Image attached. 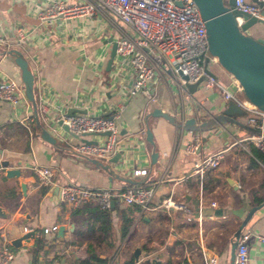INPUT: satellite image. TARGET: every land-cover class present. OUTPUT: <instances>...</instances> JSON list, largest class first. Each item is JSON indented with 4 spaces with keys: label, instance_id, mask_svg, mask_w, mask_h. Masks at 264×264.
Instances as JSON below:
<instances>
[{
    "label": "crops",
    "instance_id": "obj_1",
    "mask_svg": "<svg viewBox=\"0 0 264 264\" xmlns=\"http://www.w3.org/2000/svg\"><path fill=\"white\" fill-rule=\"evenodd\" d=\"M84 0H0V80H15L22 85V96L17 104L0 100V160H8V167H18V177H7L6 167L0 164V246L5 239L13 258L7 264H70L87 257L88 249L107 264H147L144 254L164 252L163 264H205L204 257L216 255V264H229L225 232L222 224L237 226L241 218L233 211L247 212L255 201L264 196V161L254 153L253 144L244 138L251 132L246 115L237 118L244 126L226 122L202 132L187 131L160 116L148 115L158 107L178 118L196 117L205 120L223 108L225 100L214 88L198 85L192 93L180 90L170 82L167 72L158 74L157 93L152 102L142 93H127L132 82L131 66L127 58L116 54L107 68L112 41L126 31L115 17L104 12L87 16L53 13L41 20L38 12L62 4L69 6ZM264 8V7H263ZM253 37L264 38V23L256 22L247 31ZM18 48L33 73V94L40 123L54 133L56 119L68 107L84 108L95 115H111L114 107L122 108L114 118L119 129L116 162L108 163L112 174L86 158L74 154L70 147L77 140L59 132L57 145L40 138L35 127L31 102L26 98L15 58L6 53ZM211 69L219 82L228 86L232 75L220 66ZM78 111H74L77 113ZM181 112V113H180ZM148 115V116H147ZM147 116V117H146ZM146 127L152 131L154 148L145 140ZM36 129V128H35ZM100 138L97 134L87 136ZM197 138L195 153H188L184 144ZM158 158L148 178L142 184L153 185L154 195L148 209L133 212V219L123 235H119L124 204L115 201L112 208L113 245L97 241L98 231L87 235L78 233L79 221L72 216V208L60 200L59 185L64 182L86 187L121 188L125 184L117 175L132 176L135 168L148 171L150 153ZM217 150L222 158L217 168L202 176L194 172V162ZM38 163L52 168L55 184L41 192L42 186L32 172ZM20 182L26 188L21 190ZM189 197L200 198L201 206L221 207L222 216H193ZM171 198L184 208L165 205ZM242 215V216H243ZM63 225L62 238L57 232L43 233L44 227ZM27 230L34 237L19 247L11 240ZM264 234V206L254 211L244 226ZM44 239L43 250L34 255V239ZM141 248L140 259L133 251ZM249 264H264L260 243L248 242Z\"/></svg>",
    "mask_w": 264,
    "mask_h": 264
},
{
    "label": "built area",
    "instance_id": "obj_2",
    "mask_svg": "<svg viewBox=\"0 0 264 264\" xmlns=\"http://www.w3.org/2000/svg\"><path fill=\"white\" fill-rule=\"evenodd\" d=\"M181 1V5H177L174 0H84L69 6H49L39 11L38 16L44 20L56 12L90 16L99 11L115 17L126 27L124 34L116 40L115 52L121 58H127L131 66L132 82L127 91L129 95L142 93L155 97L157 76L161 72H167L170 82L185 92L186 84L196 83L205 76L198 85L206 89L215 86L225 100L233 99L247 111L246 122L253 130L244 139L264 155V111L247 100L238 98L216 77L205 73L204 61L208 43L204 21L193 0ZM259 1L264 7V0ZM234 8L256 18L262 17L261 7L252 0H234ZM209 61L217 62L215 57H209ZM180 73L187 77L183 78ZM235 83L236 92H239L240 86ZM22 95L21 84L11 79L0 80V100L15 105ZM121 108L122 105L117 104L111 115L77 112L70 116H61L72 132L100 136L91 142L77 140L71 145V151L83 158L108 160L117 148L119 129L114 118ZM53 130L57 135L58 130L62 132L58 126ZM196 141L197 138L185 143V151L195 153L199 145ZM221 158L222 150L209 153L194 162L193 171L202 176L205 172L217 168ZM30 168L41 185L51 187L55 184L54 172L50 166L34 163ZM146 173V168H135L131 171L132 176H144ZM59 192L60 200L72 209L83 202L95 203L102 209L110 208L111 200H115L122 204H137L141 210H145L150 206L154 186L131 184L114 189L64 182L59 185ZM165 205L184 208V204L174 202L171 198L165 200ZM23 229L28 231L27 227ZM56 229L57 225L44 227L43 233L54 232ZM251 238L260 243L264 252V234L243 228L237 239L233 264H249L248 242ZM12 258L13 252L4 239L0 246V264H7ZM204 261L205 264H216L217 257L205 256Z\"/></svg>",
    "mask_w": 264,
    "mask_h": 264
},
{
    "label": "water",
    "instance_id": "obj_3",
    "mask_svg": "<svg viewBox=\"0 0 264 264\" xmlns=\"http://www.w3.org/2000/svg\"><path fill=\"white\" fill-rule=\"evenodd\" d=\"M177 5H181V0H174ZM196 4L200 16L204 21L206 29L207 38V56L204 61V70L208 75L216 77L207 67L209 57H215L221 68L230 73L235 79V82L240 86L241 98L247 100L248 102L255 105L258 109L264 111V38L263 37H253L248 34L247 29L256 22L264 23V8L263 4L259 0H252L256 2L261 7V16L256 18L247 13H243L234 8V0H193ZM116 42L112 41L110 56L107 61V68H109L112 63V59L115 55ZM6 53L11 54L15 58V63L20 68V77L24 87V93L26 98L31 102L32 111L34 116L35 128L41 139L52 144L57 145L58 138L53 135L46 127H44L40 121L37 111V104L33 94V80L34 76L30 68L28 67V62L24 57L23 53L18 48H10L6 50ZM181 74V73H180ZM183 78L186 75L181 74ZM205 76H202L198 82L193 84H186L188 92L192 93L198 87V83L204 80ZM227 89L235 93L237 90L236 83L232 82L227 86ZM74 111L85 112L84 108L68 107L67 110L61 116H70ZM181 113V112H180ZM107 115V113H105ZM148 115L160 116L172 123L173 125L182 128L187 131H199L208 130L214 126L224 124L226 122H232L240 126H244L242 122L237 120L241 116L247 115V111L236 103L233 99H229L224 103L223 108L218 113L212 114L209 118L201 121H197L196 117L189 116L186 118H178L173 113H168L162 111L160 108L156 107ZM147 115V116H148ZM57 118L56 125L60 127L62 132L68 134L72 138L83 141L91 142L87 138L90 133H74L72 132L66 123L63 122L62 117ZM146 116V117H147ZM251 130H253L251 128ZM107 133V132H106ZM105 134V133H104ZM145 140L152 144L154 148V142L152 139V131L150 128L146 127L145 130ZM1 151V150H0ZM120 153H116L110 158V161L116 162L119 158ZM158 158V152L152 150L150 153L148 171L141 179L126 178L117 175L116 178L128 184H142L148 178L149 173L152 171L154 164ZM87 160L92 162L103 170L112 174L111 168L108 163H104L96 158L86 157ZM2 167H6L5 174L7 177H18L20 174V169L18 167H8V160H0ZM20 187L22 192L25 191L24 182H20ZM193 207V216H222L223 210L221 207L215 208L212 204L201 206L200 198L188 197ZM115 200H111L110 206L112 207ZM264 206V200L259 204L252 206L245 214L244 211L239 210L237 214L241 221L234 230L232 237L229 240L228 245V262L233 264L235 247L237 244V239L241 230L246 225L247 221L251 217L252 213L259 208ZM243 215V216H242ZM58 237L62 238L64 232V226L59 225L56 229ZM35 231L28 230L22 235L11 240V245L14 247H19L22 242L28 241L34 237ZM141 248L137 247L133 251V256L136 261L140 259ZM64 259L61 260L60 264H64ZM142 261L147 264H163L164 262V252L159 251L156 254H149L146 252Z\"/></svg>",
    "mask_w": 264,
    "mask_h": 264
},
{
    "label": "trees",
    "instance_id": "obj_4",
    "mask_svg": "<svg viewBox=\"0 0 264 264\" xmlns=\"http://www.w3.org/2000/svg\"><path fill=\"white\" fill-rule=\"evenodd\" d=\"M32 128L36 130L34 126H32ZM253 150L255 155L258 158H260L262 161H264V155L255 148ZM126 185H131V184L125 183L121 188H124ZM142 185L146 186L145 183ZM262 185L264 186V182L262 183ZM47 187L48 186L42 185L40 187L41 192H44L47 189ZM263 200H264V196L255 199V201L258 203L262 202ZM139 208L140 207L137 204H124V207L119 209V213L121 217L119 235H123L125 231L128 229L133 219V212L138 211ZM112 210H113L112 208L102 209L97 204L91 202H83L80 206L73 208L72 216L76 217L80 222L79 223L80 225L78 227V233L82 235H87L90 232L98 231L99 234L97 241L98 242L104 241L106 244L112 246L115 236V231L113 228L114 215L112 214ZM230 237H232V235ZM44 242H45L44 239L40 236H37L34 239L31 248L34 255L38 254L43 250ZM107 261H108L107 257L99 256V254L94 251V248L90 247L88 249V255L86 258L70 264H107ZM132 263H133V258L131 257L128 261H126L125 264H132Z\"/></svg>",
    "mask_w": 264,
    "mask_h": 264
},
{
    "label": "rangeland",
    "instance_id": "obj_5",
    "mask_svg": "<svg viewBox=\"0 0 264 264\" xmlns=\"http://www.w3.org/2000/svg\"><path fill=\"white\" fill-rule=\"evenodd\" d=\"M216 65H218V66H220L219 64H218V62H212V61H209L208 62V64H207V67H208V69L211 71V69H215V67L214 66H216ZM221 67V66H220ZM212 72V71H211ZM214 89L213 90H215V91H217V88L214 86L213 87ZM235 94H236V96L238 97V98H241V94H240V92H235ZM148 97V99H150L152 102L154 101V97H152V96H147ZM237 227V226H236ZM236 227L235 226H230V225H228V224H222V228H223V232H225V239H226V242L227 243H225L226 244V246H227V251H228V241H229V239L231 238L230 236L233 234V232H234V230L236 229ZM227 255H228V252H227Z\"/></svg>",
    "mask_w": 264,
    "mask_h": 264
}]
</instances>
